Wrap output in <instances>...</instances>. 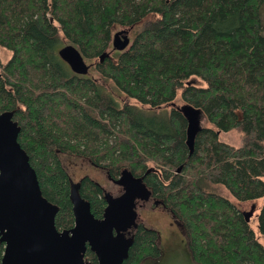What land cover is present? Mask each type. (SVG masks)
Returning <instances> with one entry per match:
<instances>
[{"label": "trees", "instance_id": "trees-1", "mask_svg": "<svg viewBox=\"0 0 264 264\" xmlns=\"http://www.w3.org/2000/svg\"><path fill=\"white\" fill-rule=\"evenodd\" d=\"M263 6L264 0H0V49L11 53L7 62L0 57V114L13 113L42 194L59 208V231L75 225L74 189L98 219L109 205L97 180H72L66 155L87 160L116 184L142 186L146 200L181 224L195 263L264 264L251 220L211 189L224 188L239 203L264 200ZM147 19L131 46L112 56L115 28ZM67 45L96 62L100 80L72 71L59 56ZM107 83L126 98H115ZM178 99L202 113L192 154ZM232 131L243 135L241 146L221 140ZM257 221L264 235V201ZM129 239L123 264L160 258L157 230L137 223ZM5 247L0 242V264ZM85 260L98 264L90 247Z\"/></svg>", "mask_w": 264, "mask_h": 264}, {"label": "water", "instance_id": "water-1", "mask_svg": "<svg viewBox=\"0 0 264 264\" xmlns=\"http://www.w3.org/2000/svg\"><path fill=\"white\" fill-rule=\"evenodd\" d=\"M130 46L126 31L114 35V51L123 52ZM59 56L74 73H89L90 66L73 45L60 49ZM179 109L188 122L187 145L192 154L202 113L189 105ZM13 117L11 112L0 114V242L6 245L2 264H91L85 260L88 247L96 254L98 264H123L131 246V239L123 232L137 226L135 199L143 198L147 191L136 182L126 183L125 195L108 199L104 217L98 219L90 203L74 189L75 225L59 231V208L43 196L37 173L18 142L20 128ZM254 210L244 212L247 222Z\"/></svg>", "mask_w": 264, "mask_h": 264}, {"label": "rangeland", "instance_id": "rangeland-1", "mask_svg": "<svg viewBox=\"0 0 264 264\" xmlns=\"http://www.w3.org/2000/svg\"><path fill=\"white\" fill-rule=\"evenodd\" d=\"M260 18L262 21L264 33V6L261 8ZM151 21V19H147L131 29L117 27L115 28L113 35L120 31H126L132 42L136 34L147 27ZM115 54L116 52L111 50V55L114 56ZM0 57L2 59V62H7L11 57V53L6 50L0 49ZM87 64L90 65L91 70L89 73L91 74V76L100 80L99 74L94 71L96 62L87 61ZM192 82L199 86H205V84L198 79H192ZM105 87L107 91L119 101H123L126 98L124 95L119 93L111 84L107 83L105 84ZM175 104L179 107H182L184 105V103L180 99H178ZM220 138L223 142L235 147H239L243 143V135L239 131H232L228 133L222 132L220 134ZM61 160L74 182H78L84 176H90L93 179L97 180L103 186L106 193H109L111 196L115 197L123 196L124 192L122 187L109 180L105 172L95 168L87 160L77 157H69L66 155H62ZM211 189L228 198L243 212H250L253 207H255L250 224L255 231L259 242L264 247V235L259 232L257 221V216L260 214L264 200L259 199L256 201L239 203L229 194L226 189L221 187H213ZM143 195L144 201L136 200L135 202V211L137 214L136 223H141L146 227L153 228L158 231L160 236L158 244L161 249L160 258L155 261H149L146 264H197L193 260L191 252L188 248L186 236L181 224L162 206H155L154 201H151V199L146 200V193H143Z\"/></svg>", "mask_w": 264, "mask_h": 264}, {"label": "flooded vegetation", "instance_id": "flooded-vegetation-1", "mask_svg": "<svg viewBox=\"0 0 264 264\" xmlns=\"http://www.w3.org/2000/svg\"><path fill=\"white\" fill-rule=\"evenodd\" d=\"M133 42V41H132ZM131 42V43H132ZM114 51V50H113ZM115 52H117V51H115ZM90 66V65H89ZM90 70H91V68H90ZM90 70H89V72H90ZM115 183V182H114ZM116 185H119V186H121L122 187V189H123V196L125 195V193H126V188L124 187L125 185H120V184H116ZM105 194H108V196H106L107 197V201H108V199L110 200V199H113V200H116V199H119V198H121L120 196L119 197H115V196H111L109 193H105ZM135 200H142V201H144V199L142 198V197H140V196H138V197H136V199ZM136 202V201H135ZM136 205V204H135ZM135 228V226H132L131 228H128L126 231H124L123 232V234L127 237V238H131V236H132V230Z\"/></svg>", "mask_w": 264, "mask_h": 264}]
</instances>
